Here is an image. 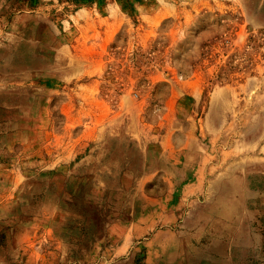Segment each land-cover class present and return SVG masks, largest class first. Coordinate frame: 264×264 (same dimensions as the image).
<instances>
[{
  "label": "rangeland",
  "instance_id": "1",
  "mask_svg": "<svg viewBox=\"0 0 264 264\" xmlns=\"http://www.w3.org/2000/svg\"><path fill=\"white\" fill-rule=\"evenodd\" d=\"M0 264H264V0H0Z\"/></svg>",
  "mask_w": 264,
  "mask_h": 264
}]
</instances>
